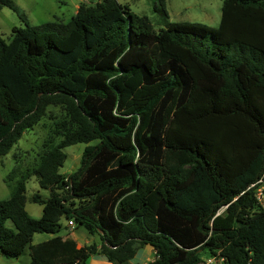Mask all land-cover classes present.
Masks as SVG:
<instances>
[{
    "label": "trees",
    "instance_id": "obj_1",
    "mask_svg": "<svg viewBox=\"0 0 264 264\" xmlns=\"http://www.w3.org/2000/svg\"><path fill=\"white\" fill-rule=\"evenodd\" d=\"M2 5L25 24L0 34V156L54 119L35 164L23 169L15 154L5 175L0 253L28 246V264H87L96 253L129 264L149 244L153 257L136 264H264V205L251 185L264 173V0H222L217 26L168 20L156 0L158 29L119 0L38 24L13 0ZM79 141V166L59 171L63 147ZM31 175L49 189L31 196L39 217L25 209ZM62 216L95 239L31 243L58 233Z\"/></svg>",
    "mask_w": 264,
    "mask_h": 264
},
{
    "label": "rangeland",
    "instance_id": "obj_2",
    "mask_svg": "<svg viewBox=\"0 0 264 264\" xmlns=\"http://www.w3.org/2000/svg\"><path fill=\"white\" fill-rule=\"evenodd\" d=\"M91 1L92 0H13L30 24H38L53 19L67 21L77 10L80 2ZM119 1L127 3L131 9L137 13L147 15L155 29L165 25L161 12L155 7L156 0ZM221 4L222 0H165L168 20H198L213 26H217L220 22ZM24 24V19L21 18L20 14L15 9L7 5L1 6L0 34L5 39L8 40L10 38L11 28L14 25L24 26ZM51 109L53 113H56V116L60 114L58 107H52ZM53 119V116L45 117L32 128L26 129L10 150L6 154L0 156V199L8 197L10 194V187L5 181V175L15 163L14 155L16 154L18 156V162L23 169L32 167L36 162L37 152L40 150L43 140L48 135L50 121ZM95 142L96 139L88 143L92 144ZM88 143L79 141L64 146L63 150L66 152V158L63 165L60 166L59 171L67 174L75 170L80 164L82 151ZM36 191L43 197L49 195V189L40 187L36 175H31L26 180L25 209L33 217H39L42 213V204L31 199L32 194ZM60 221L62 223V228L58 233L34 232L31 243L49 239L56 235H64L68 232V229L71 231L69 226L65 227L66 218L64 216L61 217ZM7 223L11 224V221L7 220ZM72 229V235L76 236L77 241L84 243L86 236L91 237L90 233L81 225H76L75 228ZM201 254L204 255L203 252H201ZM152 257V246L146 244L138 249L136 254L129 260V263H143ZM29 261L30 253L28 246H26L18 256H5L0 253V264H28ZM209 264L223 263L219 257H215Z\"/></svg>",
    "mask_w": 264,
    "mask_h": 264
},
{
    "label": "crops",
    "instance_id": "obj_3",
    "mask_svg": "<svg viewBox=\"0 0 264 264\" xmlns=\"http://www.w3.org/2000/svg\"><path fill=\"white\" fill-rule=\"evenodd\" d=\"M66 227L68 226L67 225V220H66ZM70 228V227H69ZM75 228V227H74ZM67 229V228H66ZM68 232L66 233V234H64V235H56L57 237H60V238H64L66 235H68V236H70L74 241H76L75 242V245L78 247V246H80V245H83V244H85V243H89V242H91V241H93L94 239H95V237H93L91 234V237H85V242L84 243H82V242H80V241H77L76 239V236H74V235H72V232H73V229L71 228V231H70V229H68L67 230ZM138 251V250H137ZM152 251L154 252V249H153V247H152ZM136 254V253H135ZM131 259V258H130ZM129 259V260H130ZM144 262H146V261H144ZM143 262V263H144ZM140 263V262H139ZM87 264H113L110 260H108V258H106V256L105 255H103V254H99V253H96V254H92V255H90L89 256V258L87 259ZM129 264H131V263H129Z\"/></svg>",
    "mask_w": 264,
    "mask_h": 264
},
{
    "label": "built area",
    "instance_id": "obj_4",
    "mask_svg": "<svg viewBox=\"0 0 264 264\" xmlns=\"http://www.w3.org/2000/svg\"><path fill=\"white\" fill-rule=\"evenodd\" d=\"M252 186L255 187V193H256V197L259 200V202H261L262 204L264 203V173L263 175L258 178L256 181L251 183ZM67 225L70 228H74L75 227V222L72 219H68L67 220ZM215 258V256L209 257L205 262H203V264H209L211 261H213V259ZM220 260H222V258H219ZM57 264H70V263H57Z\"/></svg>",
    "mask_w": 264,
    "mask_h": 264
}]
</instances>
